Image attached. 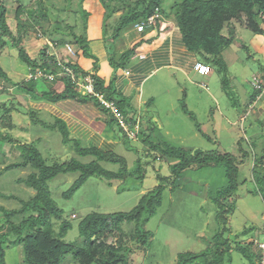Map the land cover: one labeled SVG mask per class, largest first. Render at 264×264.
<instances>
[{
    "label": "rangeland",
    "instance_id": "rangeland-1",
    "mask_svg": "<svg viewBox=\"0 0 264 264\" xmlns=\"http://www.w3.org/2000/svg\"><path fill=\"white\" fill-rule=\"evenodd\" d=\"M19 1L27 9L37 8L36 0H6L8 16L11 20L17 14ZM101 1L107 10L105 29L107 33L110 31L109 36H111L112 32L118 28L120 20L127 16L138 0ZM44 2L50 10L49 22L44 23L43 26L47 33L44 34L43 29L29 32L30 41L25 42L32 57L39 56L41 48L46 44L50 46L48 54H54L56 52L54 42L60 39L67 40L75 46L77 43L71 33L80 36L86 21V11H83L86 0H44ZM181 2L182 0H163L162 4V14L168 11L171 15L170 19H173L177 26L174 8ZM162 22L159 21V23ZM12 23L15 27L16 23L13 21ZM236 26L238 31L235 43L222 54L228 69L227 73L201 57V63L213 69L212 80L195 78L194 83H190L187 96L182 95L179 103L177 100L174 102L169 100V97L173 95L164 94L152 105L145 103L143 110H138L136 112L138 115L134 118L142 116L146 127L155 128L152 140L156 143L163 141L191 151L227 152L237 157L241 156V148L250 153V158L240 168L239 190L231 200L236 203V210L230 216L232 235L229 237L232 239L234 235H240L244 230L253 228L252 232L246 236L241 235L239 239L247 242L254 241L256 244V241L260 242L264 239V200L260 194L251 191L256 189L253 180L254 155L255 152L261 154V150L264 149V96L254 108L250 98L254 92L253 76L262 74L260 72L264 69V55L259 57L251 46L255 33L239 23ZM132 28L134 24L127 27L129 30ZM56 31L66 35L53 34ZM63 49H58L59 54ZM0 56L2 59L10 58L0 62L13 80L20 83L32 78V73L28 72V66L19 60V51L11 42L0 52ZM202 83L209 85V92L200 96V104L193 106V98L197 95ZM2 87L1 81L0 116H8L10 119L5 124L7 133L10 132L28 143L40 139L39 149L49 164L54 160L65 162L71 158H77L84 163L96 159L93 156L80 157L72 147L62 143V138L56 130L46 129L41 123L34 124L30 116L29 112L34 110L37 113V119L48 124H54L56 118L63 120L65 115L61 111L63 108L67 111V107L64 103H56L53 100V96L64 91L63 88L52 89L49 94H44L43 101H34L24 94H3ZM2 105L11 108V112H3ZM261 110L263 112H259ZM81 127L73 122L69 131L73 137L80 139L84 147L98 146L107 154L109 160L101 162L105 169L119 172L122 167H126L132 171L136 160L142 157L146 165V178L142 180L130 177L124 182L110 183L103 177L94 176L89 178L71 199H65L63 195L78 179L79 173L61 174L50 181L49 188L53 199L73 225L64 238L65 242L70 244L82 242L79 224L87 215L94 212L104 214L131 212L145 194L161 185L159 175L166 177L172 174L171 168L174 162L163 159L155 161L147 155L142 142H129L118 125L112 129L109 128L117 139H113L109 131H104L105 133L101 136L96 134L99 126L91 128L92 133L95 132L99 139L93 138L92 133L85 137L78 132V130L81 131ZM251 141L257 145L255 148L252 147ZM131 145L136 147L137 152L127 149ZM146 148H148L147 145ZM1 152L6 154L5 156L0 154L1 167L20 160V151L11 144L0 141ZM116 159L120 162L113 161ZM32 171L31 168H19L0 174V194L29 200L34 196V190L18 180L27 178ZM227 182L225 171L220 167L188 170L177 180L174 190L169 182L163 193L162 206L145 227L153 234L149 249L145 251L143 247L137 248L135 241L126 243V247L134 249L129 256L130 263L175 264L180 254L203 251L207 247L206 242L218 230L217 208L210 195L225 187ZM0 206L13 210L19 209L21 203L11 197L4 198L0 195ZM4 221V216L0 214V226ZM58 227L56 229H59ZM109 242L113 243L114 240L109 239ZM261 253L263 256L264 252ZM232 255L231 264H249L241 254L233 252ZM6 256L7 264H25L23 248L20 245L6 250ZM66 257L63 264H75L73 254Z\"/></svg>",
    "mask_w": 264,
    "mask_h": 264
},
{
    "label": "trees",
    "instance_id": "trees-1",
    "mask_svg": "<svg viewBox=\"0 0 264 264\" xmlns=\"http://www.w3.org/2000/svg\"><path fill=\"white\" fill-rule=\"evenodd\" d=\"M36 1V9H27L19 1L17 14L11 20L8 16L6 0H0V52L11 42L19 51V60L26 64L32 73L31 79L20 83L16 82L3 69L0 62V83L3 82L1 93L24 94L34 101H43L45 100L44 94L51 92L49 77H60L59 79L64 83V91L53 96L56 103L72 101L91 106L99 111L98 119L104 121L108 128L119 126L111 111L105 109L97 98L83 95L78 90V83L85 81L86 74L73 63L72 56L66 54L68 57L66 59L59 52L57 56L49 55V44L41 48L39 56L32 57L29 54L25 46V42L30 41L29 32L43 29L44 23H48L50 19V10L44 0ZM162 4L163 0H138L127 16L120 20L113 37L117 38L121 31L130 24L147 20L156 13L157 9L163 13ZM174 11V19L183 34L186 46L191 51L198 53L208 63L211 62L216 67H220L224 73H227L228 69L224 64L222 54L234 45L238 23L251 29L255 34L264 35V0H182L175 6ZM85 15L88 16L87 13ZM12 21L16 23L15 27H13ZM42 32L47 33L44 29ZM55 33L61 32H53V34ZM71 34L77 43L78 50L87 54L89 50L87 37ZM55 44L60 49L64 48L67 43L61 39ZM134 52L135 49L123 55V61H127ZM59 61L72 68L75 77L63 71ZM93 78L96 90L102 93L108 101H116L118 109L133 124L140 119V129L136 141L145 145L147 155L154 158L155 161L173 160L172 174L166 177L159 175L161 185L145 194L131 212L113 214L94 212L87 215L79 224L82 242L80 244L66 243L64 238L73 225L53 199L49 182L61 174L79 173L78 179L63 195L65 199H71L89 178L94 176L103 177L110 183L124 182L130 177L144 180L146 165H144L142 157L136 160L132 171L126 167H122L119 172L108 171L101 165V162L109 160V158L98 146L84 147L80 139L72 136L64 120L56 118L54 124H48L38 120L37 113L32 110L29 113L34 124L41 123L46 129L56 130L62 138V143L72 147L80 157L93 156L96 158L88 163L71 158L65 162L54 160L49 164L39 149L40 139L28 143L23 142L10 132L7 133L5 124L10 119L8 116H0V141L11 144L20 151V160L9 163L5 167L0 166V174L19 168H31L33 171L27 178L18 181L35 192L34 196L27 201L17 196L0 194L4 198L11 197L21 203L19 209L13 210L0 206V214L5 219L3 225L0 226V264H7L6 250L18 245L23 248L25 264H63L69 254H73L75 264H131L129 256L134 249L126 247V243L135 241L137 248L143 247L145 251L149 249L153 234L145 227L162 206L163 193L167 184L171 182L174 190L177 180L184 172L194 169L203 170L209 167L222 168L228 181L225 187L210 195L217 208L218 230L209 241H205L207 247L203 251L180 254L175 264H231L233 252L241 254L249 264H260L263 250L254 241L247 242L239 239L241 235L246 236L252 232L253 228L244 230L240 235H234L232 239L229 237L232 235L230 216L236 210V203L231 200L239 190L241 185L240 168L250 158V153L241 148V156L237 157L227 152L191 151L163 141L156 143L152 140L155 128L146 127L141 117L130 116L124 106L125 100L116 99L114 90L111 87L105 88L101 78L96 75ZM39 82L44 83L42 87L38 86ZM253 91L250 98L251 103L258 96V92ZM2 108L6 113H10L12 110L6 105H2ZM133 124L132 130L134 129ZM119 128L121 129L120 126ZM121 131L123 132L122 129ZM123 134L129 142H133L124 132ZM251 143L253 142L251 141ZM256 146L253 143L252 147ZM127 149L137 152L136 147L132 145ZM0 154L6 155L4 152ZM253 160V180L256 189L251 192L260 194L264 200V149L261 150V154L255 152ZM113 161L120 162L117 159ZM57 226L59 229H56ZM109 239H113L114 242L110 243Z\"/></svg>",
    "mask_w": 264,
    "mask_h": 264
},
{
    "label": "crops",
    "instance_id": "crops-1",
    "mask_svg": "<svg viewBox=\"0 0 264 264\" xmlns=\"http://www.w3.org/2000/svg\"><path fill=\"white\" fill-rule=\"evenodd\" d=\"M83 11H86L88 16L81 35L87 37L89 50L85 54L75 45L78 57L73 59V63L82 69L86 77L96 75L103 80L105 88L111 87L116 99L125 100L124 106L130 115H138L136 112L143 110L145 103L152 105L164 94L173 95L169 100L173 102L177 100L179 103L182 95L187 96L190 83H194L195 78L212 80L213 73L210 77L204 78L196 70V65L201 63V56L186 46L180 28L173 19H170L171 15L168 11L163 15V22L158 23L157 26H150L143 33L135 28L131 30L125 28L117 38L113 37L114 32L111 36H109L110 31L106 32L107 10L101 0H86ZM255 35L251 46L260 57L264 55V35ZM65 43L69 42L66 40ZM133 49L135 52L124 62L123 55ZM60 53L68 59L64 49ZM3 59L0 56L1 62ZM28 72L31 73L29 67ZM263 72L264 69L260 73ZM59 78L56 77L49 82L51 90L64 89V83ZM43 84L39 82L38 86L42 87ZM209 89L200 94L199 86L198 93L193 98V100L199 98V102L197 104L192 102L193 106L200 104V96L209 92ZM62 103L67 107V111L63 108L61 113L65 115L63 120L69 130L71 124L75 122L76 126H82L81 131L78 132L85 137L92 133L93 126H99L96 134L100 136L105 133L104 131L111 132L106 123L98 119L100 114L95 108L72 101ZM141 118L143 119L142 116ZM94 133H92L93 138L97 137ZM111 133L113 139H117L113 131Z\"/></svg>",
    "mask_w": 264,
    "mask_h": 264
},
{
    "label": "built area",
    "instance_id": "built-area-1",
    "mask_svg": "<svg viewBox=\"0 0 264 264\" xmlns=\"http://www.w3.org/2000/svg\"><path fill=\"white\" fill-rule=\"evenodd\" d=\"M163 20V14L157 9L156 13H154L151 17H149L147 20H141L140 22H137L134 24V28L140 32L143 33L147 28H149L150 26H157V24L159 23V21ZM54 46V45H53ZM65 50L67 52L68 55L72 56L73 58H76L78 55V52L76 51V49L69 43L66 44L65 46ZM54 54L57 56V53L54 52ZM59 65L62 67L63 71H65L66 73L72 75V77H75L74 75V71L72 68L67 67L66 65L63 64L62 61H59ZM196 70L198 72H200L201 75L203 76H209L211 73V69L209 66H206L204 64H197L196 66ZM55 76H50L49 79L51 81L55 80ZM252 84H253V90L258 92V96L256 98V100L253 102L252 108L255 107V105L261 100V98L264 96V72L262 74H257L253 76L252 79ZM78 87H79V91L83 94V95H89L92 97H95L98 99V101L101 103V105L111 111V113L114 115V117L116 118L119 126L121 127V129L123 130V132L127 135V137L131 140V141H136L137 140V134L138 131L140 129V119L137 120V122H135V124H133L130 119H128L117 107L115 102H110L106 99V97L102 94L99 93L96 90L95 87V81L94 78L92 76H87L85 78V81L82 83H78ZM207 85L205 83H202L200 85V90L199 93L202 94L207 90ZM199 102V98H195L193 100V103L197 104ZM132 124L134 125V129H131ZM263 241L257 242L256 244L259 246L260 249L263 250L264 252V239H262ZM260 264H264V255L261 259Z\"/></svg>",
    "mask_w": 264,
    "mask_h": 264
},
{
    "label": "clouds",
    "instance_id": "clouds-1",
    "mask_svg": "<svg viewBox=\"0 0 264 264\" xmlns=\"http://www.w3.org/2000/svg\"><path fill=\"white\" fill-rule=\"evenodd\" d=\"M54 44H55V42H54ZM70 44V43H69ZM72 45V44H71ZM55 46H56V48H55V51H56V53L58 54V50H57V45L55 44ZM73 47H74V45H72ZM75 48V47H74ZM76 49V48H75ZM64 51H65V53L67 54V52H66V50H65V47H64ZM76 51H77V49H76ZM198 64H204V63H198ZM204 65H206V66H209V65H207V64H204ZM197 66V65H196ZM210 67V66H209ZM210 69H211V73H210V75L209 76H203L204 78H206V77H210L211 76V74H212V68L210 67ZM200 73V72H199ZM206 85H207V87H208V84L207 83H205ZM209 88V87H208ZM208 88H207V90L206 91H208ZM253 104V103H252Z\"/></svg>",
    "mask_w": 264,
    "mask_h": 264
}]
</instances>
